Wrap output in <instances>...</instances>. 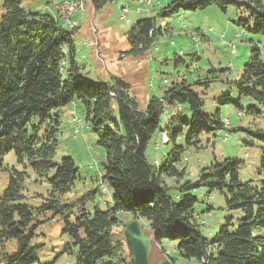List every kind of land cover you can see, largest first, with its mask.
I'll use <instances>...</instances> for the list:
<instances>
[{"label": "trees", "instance_id": "obj_1", "mask_svg": "<svg viewBox=\"0 0 264 264\" xmlns=\"http://www.w3.org/2000/svg\"><path fill=\"white\" fill-rule=\"evenodd\" d=\"M21 1L2 0L0 13V165L4 155L12 151L21 166L8 168V182L0 196V264L35 262L29 246L34 235L32 222L38 213L48 210L63 216L74 264H133L118 212L128 213L140 225L145 219L147 229L141 227L163 255L161 243L167 240L176 243L181 257L197 259L200 264H263L264 128L254 122L253 129L234 127L221 117L226 105L243 109L241 98L251 103L247 114L264 116V58L259 47L250 48L238 78L224 82L237 90V101L223 91L211 113L192 87L202 85L205 91L213 80L188 83L177 74L161 96L151 95L141 109L126 77L110 76L107 80L99 76L97 81L83 77L73 39L80 26L69 30L49 12L24 9ZM113 1L89 0V4L96 14ZM210 5L223 13L229 6L236 7L238 25L264 34L262 0H169L157 16L203 10ZM159 34L163 31L156 26L155 17L140 19L125 33L129 47L122 56L141 59ZM92 55L96 57L94 52ZM176 61L183 63L182 59ZM73 101L82 106L95 142L105 153L102 179L111 188L112 205L104 210L94 207L92 212L82 209L71 218V204L62 202L79 179V170L70 157L56 160L55 151L59 112ZM184 103L190 118L179 112ZM167 107L173 112L161 126ZM218 131H246L244 146L260 144L254 179L240 178L242 160L215 155L196 176L189 175L186 154L207 147ZM163 134L166 143L161 142ZM154 136L170 146L159 164L157 160L149 163L145 155ZM29 172L34 181L46 186V197L39 207L32 206L24 194ZM165 179L173 184L167 186ZM203 188L207 190L205 198L214 192L223 197L228 214L209 240L201 234L194 210L198 198L193 192ZM171 190L177 200L169 194ZM233 212L239 213L236 223Z\"/></svg>", "mask_w": 264, "mask_h": 264}, {"label": "rangeland", "instance_id": "obj_2", "mask_svg": "<svg viewBox=\"0 0 264 264\" xmlns=\"http://www.w3.org/2000/svg\"><path fill=\"white\" fill-rule=\"evenodd\" d=\"M61 1L63 0H22L21 6L30 12H49L58 20L56 5ZM117 1L116 4L109 3L102 12H97L94 16L92 5L87 0L86 10L75 14L73 20H77L80 26L73 36L76 60L83 66L82 73L86 80L97 81L99 76L107 80H111L110 76L126 77L131 82V93L135 95L141 109L145 107L144 102L149 100L151 95L161 96L167 83L178 74L188 83L195 80H213L208 90L204 91L202 85L192 87L203 100L206 109L213 113L217 108L216 98L223 91L227 90L233 101L238 100L237 90L232 85L229 89L230 86L224 82L238 78L248 59L250 48L257 45L261 57L264 58V34L253 33L238 25L237 9L234 6H229L224 13L210 5L203 10H181L158 17L159 9L169 0H151L152 3L148 6L138 3L139 0ZM121 2L126 3L129 8V13H126L129 24L120 20L118 4ZM262 2L264 4V0ZM1 4L2 0L0 13ZM151 17H155L156 26L162 28L163 34L156 36L148 53L139 57L141 59L131 55L122 56V52L129 47L125 37L126 31L140 19ZM100 24L102 28L99 27ZM96 40L103 51L99 56L101 59L105 58V62L94 58V49L84 45L86 42L94 44ZM176 59H182L183 63L177 62ZM239 103L243 109H237L233 104L221 109L223 120H228L234 127L253 129L254 122L258 128H264V116L246 113V108L251 104L249 100L241 98ZM164 112L161 116V126L167 123L166 117L172 114L173 109L167 107ZM179 112L184 118L191 116L186 103L182 104ZM59 122L55 159L70 157L79 170V179L71 192L63 197L62 204H71V218L81 214L82 209L88 212H92L94 207L106 209L112 205V191L102 179L105 153L95 142L80 103L73 101L65 105L59 112ZM245 134L246 131H218L207 143V147L187 153L186 167L189 175L196 176L215 155L218 159L235 157L242 160L240 178L254 179L261 149L260 144L253 147L244 146L242 139ZM169 148L170 146L160 143V139L154 136L145 151L148 162L152 164L157 160L158 164L161 163ZM12 166L21 168L14 153L10 151L4 155L0 165V196L8 182V168ZM29 174L24 194L32 206L39 207L46 197V186L34 181L35 176L30 172ZM165 182L167 186L173 184L170 179H165ZM103 188L105 191H102ZM94 191L96 192L92 195ZM206 192L203 188L193 194L198 198L194 210L198 215L199 230L203 237L209 240L218 232L228 214L224 208L223 197L214 192L205 198ZM169 194L177 200L174 190ZM208 205L212 209H208ZM238 216V212H233L235 223ZM36 217L37 220L32 222L35 224L34 235L29 243L35 253V262L32 264H74L75 255L67 248L70 238L63 231V216L48 210L38 213ZM116 217L124 223L130 219L126 212H118ZM140 223L147 229L145 219H141ZM161 246L165 255L152 244L149 264H157L162 259L168 260L166 257L172 259V263L168 260L171 264H200L197 259L181 257L174 242L163 240ZM262 263L264 264V261Z\"/></svg>", "mask_w": 264, "mask_h": 264}, {"label": "water", "instance_id": "obj_3", "mask_svg": "<svg viewBox=\"0 0 264 264\" xmlns=\"http://www.w3.org/2000/svg\"><path fill=\"white\" fill-rule=\"evenodd\" d=\"M124 238L130 262L133 264H149L152 240L142 229L138 220L129 219L124 223ZM157 264H170L162 259Z\"/></svg>", "mask_w": 264, "mask_h": 264}, {"label": "built area", "instance_id": "obj_4", "mask_svg": "<svg viewBox=\"0 0 264 264\" xmlns=\"http://www.w3.org/2000/svg\"><path fill=\"white\" fill-rule=\"evenodd\" d=\"M86 1L87 0H63L56 6V12L59 17H67V25L66 28L74 29L78 26V21L73 20V17L75 14L83 12L86 10ZM115 2V0L113 1ZM138 3L143 4L144 6L150 5L152 2L151 0H139ZM139 12V9H137ZM126 12L127 7L123 6L121 7V17L120 20L128 23V18H126ZM88 47H93L97 50L98 43L95 41L94 44H86ZM158 146V144L156 145ZM185 162H187V159H185Z\"/></svg>", "mask_w": 264, "mask_h": 264}, {"label": "crops", "instance_id": "obj_5", "mask_svg": "<svg viewBox=\"0 0 264 264\" xmlns=\"http://www.w3.org/2000/svg\"><path fill=\"white\" fill-rule=\"evenodd\" d=\"M116 2H118V1L116 0ZM115 4H116V3H115ZM122 4H123V5H122ZM118 5H119V14H120V16H121V7L126 6V3L121 2V3H119ZM102 11H103V10H101V9L98 10V12H102ZM139 11H140V10H139ZM126 13H129V8H127V12H126ZM94 16H96V14H94ZM129 23H130V21H129V19H128V23H127V24H129ZM99 27L102 28V25L100 24ZM99 57H100V56H99ZM99 61H100V62H103V61L105 62V58H103V59L100 58ZM103 69H104V68H103ZM105 70H106V69H105ZM157 139H158V138H157Z\"/></svg>", "mask_w": 264, "mask_h": 264}, {"label": "bare ground", "instance_id": "obj_6", "mask_svg": "<svg viewBox=\"0 0 264 264\" xmlns=\"http://www.w3.org/2000/svg\"><path fill=\"white\" fill-rule=\"evenodd\" d=\"M59 20L66 27V25H67V17H59ZM161 141L163 143H166L167 142V137H166L165 134L162 135Z\"/></svg>", "mask_w": 264, "mask_h": 264}]
</instances>
